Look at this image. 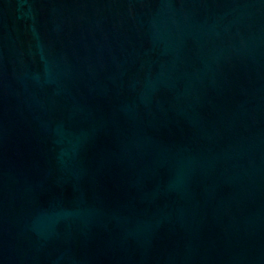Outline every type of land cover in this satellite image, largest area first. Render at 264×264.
I'll list each match as a JSON object with an SVG mask.
<instances>
[{
	"label": "water",
	"instance_id": "1",
	"mask_svg": "<svg viewBox=\"0 0 264 264\" xmlns=\"http://www.w3.org/2000/svg\"><path fill=\"white\" fill-rule=\"evenodd\" d=\"M0 264H264V0H0Z\"/></svg>",
	"mask_w": 264,
	"mask_h": 264
}]
</instances>
